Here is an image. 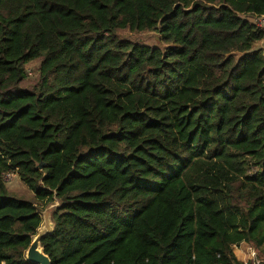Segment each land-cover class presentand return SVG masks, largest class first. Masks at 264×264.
I'll return each mask as SVG.
<instances>
[{
    "label": "trees",
    "instance_id": "16d2710c",
    "mask_svg": "<svg viewBox=\"0 0 264 264\" xmlns=\"http://www.w3.org/2000/svg\"><path fill=\"white\" fill-rule=\"evenodd\" d=\"M254 15L264 0H0V264H31L42 224L10 174L59 204L52 264H245L243 244L264 264Z\"/></svg>",
    "mask_w": 264,
    "mask_h": 264
},
{
    "label": "rangeland",
    "instance_id": "374dc122",
    "mask_svg": "<svg viewBox=\"0 0 264 264\" xmlns=\"http://www.w3.org/2000/svg\"><path fill=\"white\" fill-rule=\"evenodd\" d=\"M245 19L249 20L250 22L254 23V19L250 16H243ZM120 37L122 39L130 40L134 43H138L141 45L149 46V47H164V45L160 41V36L158 34V31L153 32H144V33H133L129 31L121 32ZM257 50H262L264 53V41L256 46ZM39 63L33 62L30 63L27 66V73H28V79L30 82L34 83L37 75H38V69ZM5 187L8 191V195L17 199L27 200V201H33L38 206V209L41 211V214L43 215L44 212H54V208H50V206L53 204V202H38L35 200V195L33 192L28 188V186L22 182V180L16 175V174H10V176H7L5 179ZM50 208V209H48ZM250 246L244 245L242 249L244 250V253L240 256V260L242 261L243 257L247 255V253H251L249 250ZM236 252L237 248H234ZM240 253V252H239ZM241 254V253H240ZM244 255V256H243ZM248 261V260H247ZM246 261V262H247Z\"/></svg>",
    "mask_w": 264,
    "mask_h": 264
},
{
    "label": "water",
    "instance_id": "95a60500",
    "mask_svg": "<svg viewBox=\"0 0 264 264\" xmlns=\"http://www.w3.org/2000/svg\"><path fill=\"white\" fill-rule=\"evenodd\" d=\"M41 167L42 165L39 166V168ZM58 205V202H55L50 206V208L55 207L56 209ZM52 214L53 212H44V214L42 215V224L37 231V235L33 238L30 247L26 251V261L31 264H52L50 257L45 254L44 248L41 244L42 239L47 235L52 234L54 231L55 225L52 221Z\"/></svg>",
    "mask_w": 264,
    "mask_h": 264
},
{
    "label": "built area",
    "instance_id": "2783aa9c",
    "mask_svg": "<svg viewBox=\"0 0 264 264\" xmlns=\"http://www.w3.org/2000/svg\"><path fill=\"white\" fill-rule=\"evenodd\" d=\"M252 18L254 19L253 24H255V26L258 29L264 31V15H254ZM8 176H10V175H8ZM249 249L251 251V260H253L255 262V264H260L256 251L254 249H252L251 247Z\"/></svg>",
    "mask_w": 264,
    "mask_h": 264
},
{
    "label": "crops",
    "instance_id": "0c3cea01",
    "mask_svg": "<svg viewBox=\"0 0 264 264\" xmlns=\"http://www.w3.org/2000/svg\"><path fill=\"white\" fill-rule=\"evenodd\" d=\"M244 245L245 244H243V245H240V246H238V247H235V248H237V251L238 252H236L235 250V254H236V256H237V258L239 259L240 258V256L244 253V250L242 249V247H244ZM250 250V249H249ZM241 254H240V253ZM244 256V255H243ZM240 260V259H239ZM248 260V261H247ZM241 261V260H240ZM247 261V262H246ZM251 261H253V260H251V253H247V255L245 256V257H243V259H242V261L241 262H243V263H245V264H248L249 262H251Z\"/></svg>",
    "mask_w": 264,
    "mask_h": 264
}]
</instances>
